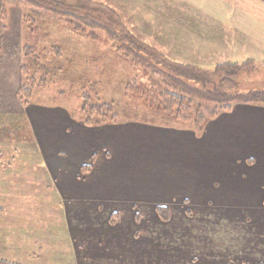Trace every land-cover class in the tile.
<instances>
[{
    "label": "rangeland",
    "instance_id": "obj_1",
    "mask_svg": "<svg viewBox=\"0 0 264 264\" xmlns=\"http://www.w3.org/2000/svg\"><path fill=\"white\" fill-rule=\"evenodd\" d=\"M60 1L70 5L76 3V0ZM92 1L114 9L124 25L140 40L162 50L170 58L173 57L168 54L165 46L167 34L161 24L169 18V14L173 18L178 15V20L184 18L181 14L183 11H176L180 9L179 5L177 7L162 3L167 0H151L150 5L146 6L148 11L144 9L143 3L140 4L141 11H135L138 0ZM238 13V10H234L233 17L241 18ZM257 13L258 16L255 10L249 11V15L245 13L243 17L253 15L264 18V11ZM163 15L165 19L162 20ZM97 35L93 42L78 37L72 33V27L66 21L55 19L44 11H32L25 5L10 6L5 14H0V56L4 63L0 64V104L3 105L0 108L2 260L18 264H162V253L169 257L175 254L176 257L183 251H189L188 246L191 247L192 241L196 239L203 219L198 221L193 212L198 216L204 208L216 210L212 207L216 206V200L215 203L210 200L217 198H214L215 195L219 198L224 194L228 195L224 184L236 179L225 176V171L218 168L214 173V158L226 162L225 150L222 148L225 149L227 143L225 138L229 137L230 141L242 140L244 136L241 134H250L249 130L245 133L237 132L245 123L236 126L237 122L233 121L224 127L221 126L224 125L222 123H213L217 117L208 122L205 130L209 128L201 137L191 129L174 128L171 125L153 127L176 132L174 134H139V131H135L137 134L129 128L136 124L145 125L139 121L86 127L73 120L64 108L36 104L25 107L22 104L19 92L22 85V50L26 46L33 47L34 52L44 61L62 66V72H56L57 76L53 75L55 82H51L49 78L48 86H44L42 92H36V97L39 96L45 103L56 93L59 102L70 106V101L65 99L67 92L63 86L67 77H62L68 69L75 81L82 85L89 80H101L102 85L108 81L105 85L114 98L123 87L121 82L132 79L135 75L139 77V83L156 84L152 79L149 81L146 75L143 76L141 70H135L125 59L120 58V54L114 52V44L105 34ZM230 38V35L226 37L228 41ZM232 42H237L244 49L237 52L241 55L237 59L233 58L236 61L245 63L246 56L256 54L255 50L249 48L253 45L245 35L233 36ZM57 49L61 50L59 54L55 53ZM212 54L216 52H210ZM230 55H234L233 50H230ZM221 58L223 57L210 58L205 54L181 61L212 66ZM174 60L181 62L176 58ZM257 61L259 63L255 61L256 65L244 70L235 79L239 91H264V59ZM116 99H119L118 96ZM34 106L51 110L47 111L49 114L59 113L62 118L53 116L35 120V114L29 116V112L34 113L31 110ZM198 106V102L193 104L194 113ZM135 110L140 117L155 114L142 105L135 107ZM130 111L132 110L128 113ZM118 112L124 113V108L118 107ZM224 114L232 116V112L220 115L223 117ZM111 129L119 134L114 146L101 142L98 137L100 133L109 134ZM229 130L231 134H228ZM58 131L66 134L67 138L71 136V141H77L76 145L73 143L75 147H64L63 140L53 142L49 138L40 144V135L52 132L55 134ZM161 135L167 137L166 141L160 140L163 139ZM172 135L175 139L171 138ZM245 138L247 142L253 141V138ZM84 145L87 147L84 148ZM209 147H216L217 151H209ZM174 148L179 151L172 152ZM195 148L196 151L189 154ZM146 151L149 152L145 153ZM194 158L195 166L192 164ZM250 161V158L246 159L244 165L253 166L255 162ZM110 162L113 165L108 164L110 169H105L104 163ZM48 164L68 169L84 164L75 173L78 174V184L87 189V194L83 193L82 199L68 196L69 200L72 199L74 211H80V204L74 200L81 201L86 205L84 210L89 215L80 220L82 226L75 220L76 225H80L77 227L78 238L75 241L71 240L67 230L65 204L68 200L65 198L64 201L54 186L56 181L49 177ZM235 164L236 169L243 166L242 160ZM195 167L197 169L194 170ZM83 168H87L84 171L87 174H84ZM233 171L230 173H234ZM53 174L61 177L68 174V171L66 174L63 170L53 171ZM77 194L80 195V192ZM199 197L204 198V204L198 202ZM158 207L170 209L169 222H163L159 218L156 212ZM246 219L236 217L230 220L237 228H251L252 220ZM205 226H209L207 221ZM210 226L224 229L230 225L226 226V219L218 218L213 219ZM182 230L186 231L185 242H182ZM147 242H153V245L149 247ZM155 243H161L164 248H154ZM74 246L79 252L78 258Z\"/></svg>",
    "mask_w": 264,
    "mask_h": 264
},
{
    "label": "crops",
    "instance_id": "obj_2",
    "mask_svg": "<svg viewBox=\"0 0 264 264\" xmlns=\"http://www.w3.org/2000/svg\"><path fill=\"white\" fill-rule=\"evenodd\" d=\"M150 1L151 0H138V5L137 7H134V10L141 11L140 4L142 3L145 6L144 9L147 10L148 8L146 6L150 5ZM160 2L162 1L160 0ZM162 3L167 5L172 4L177 7L179 5L180 9H177L176 11H183L181 14L182 17H184L178 20V15L176 18H173L172 15L169 14V18L164 20L161 24L166 29L165 33L167 35L165 36V46L168 50V54L174 58H170L162 50L161 51L170 59L174 60L176 58L181 61L182 59H188L189 57L193 58L198 55L204 56L205 54H208L210 58L215 57L218 59V57H223L221 58L222 60L212 66L185 61L180 62L199 65L208 70L214 68L218 64L240 63L236 61V59L239 58L238 55H241L237 52L244 49H242L237 42H232V37L235 35H245L253 45L249 46V48L256 51V54L246 56L247 61L254 60L258 62L257 60H260V58L264 59V18H256L253 15L248 18L243 17L245 13L249 15L248 12L254 10L256 16H258L259 13L257 12L264 11V0H167ZM234 10H238L240 13L238 14L241 18L233 17ZM202 14L204 17H202ZM163 19H165L164 15L162 16V20ZM252 32H256V34H252ZM161 35L163 34L161 33ZM228 35L231 36L230 41L226 39ZM1 46L2 43L0 44V47ZM230 50L234 51V55H230ZM213 51L216 52V54L210 55V52ZM2 60L3 58L0 56V64H4ZM242 63H244V61ZM0 84H2V82H0ZM2 107L3 105L0 104V108ZM31 110H33L34 113L29 112V116L35 114V120L38 121L53 116L62 118V115L59 113L49 114L47 111L51 110L39 106H34ZM230 115L232 116L224 114L222 117V115H220L217 118L218 120H214L213 123H222L224 125L221 126L224 127H227L226 125L233 121L237 122L235 124L236 126L245 123V125L237 132L245 133L249 130L250 134H241L244 136L242 137V140L230 141L229 137L225 138V142L227 143L225 149L224 147L222 148L225 150L226 162L214 158V161H216V169L214 170V173L218 168L221 171H225V176L236 177L237 181L235 182V179L224 184L227 189L226 194L229 193L228 195L224 194L221 198L215 195L214 198H217L210 200L214 201V203L216 200V206H212L213 209L216 210L207 207L200 210L201 212L198 216L193 212V216L198 221L199 219H203L200 222L201 227L198 228L196 239L192 241L191 247L188 246L189 251H183L176 257L175 254L169 257L167 254L162 253V264H264V107L260 108L258 106L237 105L234 107L232 114ZM69 124L72 125L71 123ZM129 129H132V132L139 131V134L166 135L176 133L168 130L165 131L163 128L139 124L131 125ZM114 130L115 129H111V132H108L109 134L100 133L98 135L100 141L107 142L114 146L115 144L113 143L116 142L115 140L119 135L117 132H114ZM230 132L231 131L229 130L228 134H231ZM85 135L89 136V134ZM213 135L215 136L216 134ZM65 136L67 135L62 134L59 131L55 132V134H53V132L50 134H42L40 135V144H42L46 138H49V140H52L53 142L63 140L62 146L64 147H75L77 141H71V136L69 138ZM161 136L163 139L160 140L166 141L167 137L163 135ZM245 136L253 138V141L247 142ZM171 138L175 139L174 135H172ZM74 142L75 145L73 146ZM210 142L211 141H209V143ZM112 145L110 146L113 147ZM85 147L87 146L84 145V148ZM149 151H146L145 153H148ZM175 151H179V149L174 148L172 150V152ZM195 151L196 148L193 152H189V154H193ZM209 151L216 152L217 149L216 147H209ZM248 158H250L252 162H255L251 167H246L244 165V161ZM240 160H242L243 164L241 165L243 166L236 169L235 163L240 162ZM108 164L113 165L111 162L104 163L105 169H110ZM192 164H195V158L192 160ZM77 165L78 166L74 169H68L48 164V170L50 172L49 177L56 181L54 186L59 191L64 201L65 198L68 200L65 204V218L67 230L72 241H75L78 238L76 236L78 233L77 227H80V225L82 226L80 220L83 218L86 219L89 216L88 212L84 210L86 208L85 204L81 201L74 200L76 203L80 204V211H74L71 206L72 199H68V196L82 199L83 197L81 195H83V193L87 194V189L82 188V184H78V174L75 173L76 171H79L84 164ZM195 169L197 168L195 167L194 170ZM61 170L64 171V174L68 171V174H62L63 176L61 177L57 174H53V171ZM70 171L73 173H70ZM231 171L234 173H230ZM237 177H239L240 180ZM68 185L72 186L68 187ZM83 190H85V192ZM78 191L80 192V195L77 194ZM198 202L204 204V198L199 197ZM202 207L203 205L200 208ZM1 212L2 210H0V213ZM236 217H245L247 218L246 220H252V227L248 229H240L233 226V222L230 219ZM218 218L226 219V226H230L225 227L224 229L210 226L212 220ZM75 220L80 225L77 226ZM206 221L209 223V226H205ZM246 223L247 222H245V224ZM181 233L183 235L182 242H185L186 231L182 230ZM152 243L153 242H147L146 244L151 247L153 245ZM158 246L161 247V250L164 248L161 243L154 244V248ZM74 250L76 257L78 258L79 252L75 246ZM102 257H104V255ZM156 264L159 263L156 262Z\"/></svg>",
    "mask_w": 264,
    "mask_h": 264
},
{
    "label": "trees",
    "instance_id": "obj_3",
    "mask_svg": "<svg viewBox=\"0 0 264 264\" xmlns=\"http://www.w3.org/2000/svg\"><path fill=\"white\" fill-rule=\"evenodd\" d=\"M19 4L66 21L72 27V33L91 42L98 36L97 33L105 34L114 44V52H118L120 58L125 59L135 70H141L149 81L152 79L156 82L155 85H144L139 83V77L135 75L121 82L123 87L117 93L119 99H116L117 96L114 98L110 95L105 85L108 81L102 85L101 80H89L82 85L75 81L68 69L62 77H67L63 86L67 92L65 99L70 101V106L59 102L56 93L45 103L39 96L36 97V92H42L43 87L48 86L49 78L55 82L53 75L62 72V66L44 61L33 47L26 46L22 50V85L19 92V99L25 107L31 104L61 107L68 111L73 120L86 127L139 121L150 126L171 125L174 128L191 129L199 137L208 122L222 113H231L238 104L264 107V91H239L235 81L240 73L257 64L254 60L240 64H218L210 70L195 64L176 62L160 49L140 40L124 25L114 9L92 0H76L71 5L60 0H0V14H5L8 7ZM59 51L57 49L55 53L59 54ZM195 102L199 106L194 113ZM140 105L155 114L138 116L135 107ZM120 106L124 108V113L118 112ZM129 110L132 111L128 113ZM86 170L82 169L83 172ZM156 212L163 222L170 221L168 208L158 207ZM0 264L18 263L0 259Z\"/></svg>",
    "mask_w": 264,
    "mask_h": 264
}]
</instances>
